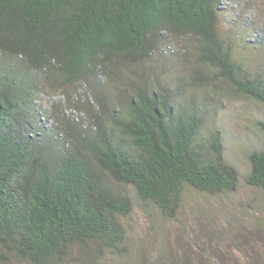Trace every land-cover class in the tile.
Listing matches in <instances>:
<instances>
[{"label":"trees","instance_id":"1","mask_svg":"<svg viewBox=\"0 0 264 264\" xmlns=\"http://www.w3.org/2000/svg\"><path fill=\"white\" fill-rule=\"evenodd\" d=\"M229 1L0 0V264H111L137 209L175 221L188 190H238L220 119L264 107L243 58L264 32Z\"/></svg>","mask_w":264,"mask_h":264},{"label":"rangeland","instance_id":"2","mask_svg":"<svg viewBox=\"0 0 264 264\" xmlns=\"http://www.w3.org/2000/svg\"><path fill=\"white\" fill-rule=\"evenodd\" d=\"M247 1H229L225 7L243 11L264 32V0H250L251 8ZM244 54L256 70L264 69V48ZM263 117L264 107L255 101L227 102L220 120L227 155L242 174L238 190L219 195L188 190L175 221L159 219L154 210L137 209L133 249L111 264H168L167 258L178 259L177 264H264V193L244 180L249 155L261 139L256 121Z\"/></svg>","mask_w":264,"mask_h":264}]
</instances>
